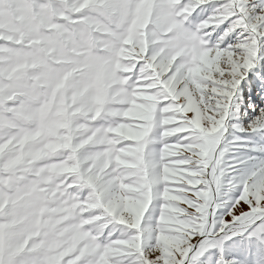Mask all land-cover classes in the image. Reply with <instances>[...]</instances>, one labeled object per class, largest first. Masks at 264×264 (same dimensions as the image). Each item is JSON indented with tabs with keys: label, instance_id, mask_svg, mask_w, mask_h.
I'll return each instance as SVG.
<instances>
[{
	"label": "snow or ice",
	"instance_id": "snow-or-ice-1",
	"mask_svg": "<svg viewBox=\"0 0 264 264\" xmlns=\"http://www.w3.org/2000/svg\"><path fill=\"white\" fill-rule=\"evenodd\" d=\"M0 264H264V0H0Z\"/></svg>",
	"mask_w": 264,
	"mask_h": 264
}]
</instances>
